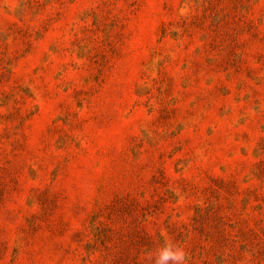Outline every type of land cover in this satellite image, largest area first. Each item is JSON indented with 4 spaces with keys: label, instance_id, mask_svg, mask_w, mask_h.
<instances>
[{
    "label": "rangeland",
    "instance_id": "1",
    "mask_svg": "<svg viewBox=\"0 0 264 264\" xmlns=\"http://www.w3.org/2000/svg\"><path fill=\"white\" fill-rule=\"evenodd\" d=\"M264 264V0H0V264Z\"/></svg>",
    "mask_w": 264,
    "mask_h": 264
},
{
    "label": "clouds",
    "instance_id": "2",
    "mask_svg": "<svg viewBox=\"0 0 264 264\" xmlns=\"http://www.w3.org/2000/svg\"><path fill=\"white\" fill-rule=\"evenodd\" d=\"M186 250L184 247L165 242L163 246L158 247L150 257L152 264H186Z\"/></svg>",
    "mask_w": 264,
    "mask_h": 264
}]
</instances>
